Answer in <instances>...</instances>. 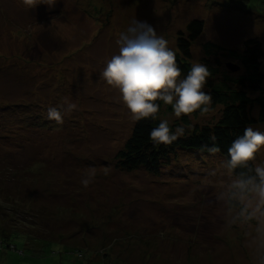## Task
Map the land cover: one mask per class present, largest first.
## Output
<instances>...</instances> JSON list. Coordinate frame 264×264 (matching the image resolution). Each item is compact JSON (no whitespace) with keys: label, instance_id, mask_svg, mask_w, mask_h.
<instances>
[{"label":"rangeland","instance_id":"rangeland-1","mask_svg":"<svg viewBox=\"0 0 264 264\" xmlns=\"http://www.w3.org/2000/svg\"><path fill=\"white\" fill-rule=\"evenodd\" d=\"M135 19L175 52L177 32L202 20L191 64L206 42L257 39L264 76V0H0V264H264V204L230 195L237 178L218 154L180 151L157 174L116 166L135 121L100 74ZM218 60L216 82L244 73ZM221 110L190 123L213 126ZM161 119L180 124L165 108Z\"/></svg>","mask_w":264,"mask_h":264},{"label":"clouds","instance_id":"clouds-1","mask_svg":"<svg viewBox=\"0 0 264 264\" xmlns=\"http://www.w3.org/2000/svg\"><path fill=\"white\" fill-rule=\"evenodd\" d=\"M54 3L55 0H23L25 7ZM117 44L118 53L107 60L100 75L109 88L118 92L133 121L157 120L161 104L170 106L177 119L193 114L204 116L210 111L212 97L204 91L210 76L207 65L194 62L187 75L182 77L176 52L169 47L167 39L157 34L153 25L133 20L132 25L120 34ZM75 108L74 103H69L65 111L71 112ZM47 118L60 124L63 112L56 107L49 108ZM182 132L179 127L173 131L169 121L161 119L149 133V139L154 146H167ZM261 150H264V131L251 126L246 127L243 135L228 148V170L248 168L251 172L232 183V197L250 196L264 204V164H251ZM91 179L89 176L81 183L87 186Z\"/></svg>","mask_w":264,"mask_h":264},{"label":"trees","instance_id":"trees-1","mask_svg":"<svg viewBox=\"0 0 264 264\" xmlns=\"http://www.w3.org/2000/svg\"><path fill=\"white\" fill-rule=\"evenodd\" d=\"M204 27L202 20L194 19L188 23L185 33L177 32L176 62L181 69L182 77L187 75L192 65L191 44L200 37ZM224 54L226 57L238 61L242 65L244 73L235 79L225 77L222 81L216 82L214 77L220 66L218 59ZM203 55L201 63L206 64L210 72L204 91L212 97L211 108L222 107L218 121L213 126H192L189 117H182L180 124L170 126L173 131L177 127L183 129L178 139L170 145L157 147L149 139V133L158 126L159 117L164 108L172 112L170 106L161 104L157 120L135 121L129 139L116 155L118 168L129 171L143 168L149 173L157 174L161 167L168 165L169 160L180 151H194L203 155L216 153L227 164L228 148L232 142L243 135L246 127L264 123L262 44L257 39H248L243 43L241 51H238L235 49L226 50L215 43L206 42L203 45ZM252 92L258 93L256 98L249 96V93ZM254 107L258 109L256 119L251 116ZM198 115L193 114L192 117L195 118ZM233 173L237 179L251 175L248 168H238L233 170ZM1 244L0 242V246ZM76 257L82 258L81 253H77Z\"/></svg>","mask_w":264,"mask_h":264},{"label":"water","instance_id":"water-1","mask_svg":"<svg viewBox=\"0 0 264 264\" xmlns=\"http://www.w3.org/2000/svg\"><path fill=\"white\" fill-rule=\"evenodd\" d=\"M227 68L232 71V72H237L239 70V68L235 65H232V64H228L227 65Z\"/></svg>","mask_w":264,"mask_h":264}]
</instances>
